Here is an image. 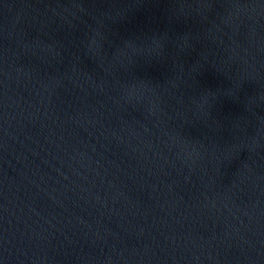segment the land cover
Segmentation results:
<instances>
[{
	"label": "water",
	"instance_id": "water-1",
	"mask_svg": "<svg viewBox=\"0 0 264 264\" xmlns=\"http://www.w3.org/2000/svg\"><path fill=\"white\" fill-rule=\"evenodd\" d=\"M0 264H264V0H0Z\"/></svg>",
	"mask_w": 264,
	"mask_h": 264
}]
</instances>
